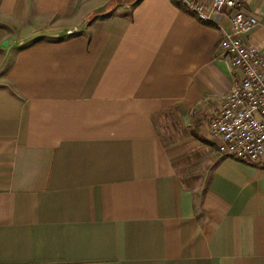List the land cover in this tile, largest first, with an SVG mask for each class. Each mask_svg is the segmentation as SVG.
<instances>
[{"label": "crops", "instance_id": "1", "mask_svg": "<svg viewBox=\"0 0 264 264\" xmlns=\"http://www.w3.org/2000/svg\"><path fill=\"white\" fill-rule=\"evenodd\" d=\"M115 1L0 0V264H264V158L207 126L220 30ZM241 1L263 51L264 0Z\"/></svg>", "mask_w": 264, "mask_h": 264}, {"label": "built area", "instance_id": "2", "mask_svg": "<svg viewBox=\"0 0 264 264\" xmlns=\"http://www.w3.org/2000/svg\"><path fill=\"white\" fill-rule=\"evenodd\" d=\"M174 1L220 30L217 58L234 74L231 90L207 124L211 135L220 141L218 154L259 163L264 158V50L246 45L241 38L259 25L257 16L246 12L241 0Z\"/></svg>", "mask_w": 264, "mask_h": 264}, {"label": "trees", "instance_id": "3", "mask_svg": "<svg viewBox=\"0 0 264 264\" xmlns=\"http://www.w3.org/2000/svg\"><path fill=\"white\" fill-rule=\"evenodd\" d=\"M132 1H134V0H116L114 3H112V4H110V7L112 6H114L115 5V3L117 4V3H127V2H132Z\"/></svg>", "mask_w": 264, "mask_h": 264}, {"label": "rangeland", "instance_id": "4", "mask_svg": "<svg viewBox=\"0 0 264 264\" xmlns=\"http://www.w3.org/2000/svg\"><path fill=\"white\" fill-rule=\"evenodd\" d=\"M218 50V49H217Z\"/></svg>", "mask_w": 264, "mask_h": 264}]
</instances>
